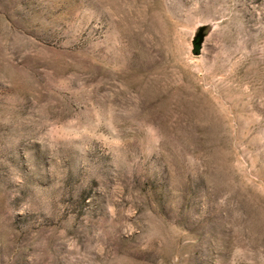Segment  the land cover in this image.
Instances as JSON below:
<instances>
[{
	"label": "rangeland",
	"instance_id": "374dc122",
	"mask_svg": "<svg viewBox=\"0 0 264 264\" xmlns=\"http://www.w3.org/2000/svg\"><path fill=\"white\" fill-rule=\"evenodd\" d=\"M0 264H264V0H0Z\"/></svg>",
	"mask_w": 264,
	"mask_h": 264
}]
</instances>
